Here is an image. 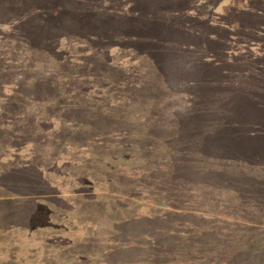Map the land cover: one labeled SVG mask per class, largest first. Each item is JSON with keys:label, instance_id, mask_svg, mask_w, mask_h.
<instances>
[{"label": "rangeland", "instance_id": "1", "mask_svg": "<svg viewBox=\"0 0 264 264\" xmlns=\"http://www.w3.org/2000/svg\"><path fill=\"white\" fill-rule=\"evenodd\" d=\"M126 2L138 0H0V264H230L237 250L236 264H264V195L249 196L245 176L264 174V155L251 159L264 150V90L244 112L229 105L237 87L161 91L126 44ZM208 10L223 22L211 32L264 59V22ZM93 11L120 12L125 27L88 36Z\"/></svg>", "mask_w": 264, "mask_h": 264}, {"label": "trees", "instance_id": "2", "mask_svg": "<svg viewBox=\"0 0 264 264\" xmlns=\"http://www.w3.org/2000/svg\"><path fill=\"white\" fill-rule=\"evenodd\" d=\"M246 1L247 4H244ZM230 2L229 0H207L204 2L201 0H138L136 6L135 3L126 2V44L128 46L129 43L132 50L136 48L134 53L141 51L139 55L142 56L145 61L147 60L149 64L150 70L148 71L152 70V72L157 74L158 78L160 77L159 81H162V86L159 85L158 88L161 91L169 93L170 90L175 91L177 88L187 87L185 84L188 82L191 85V89L198 94H210V96L211 94L220 95L224 94L230 87H237L239 90L242 86H245V84L243 85L239 82V79L242 78L243 80H247L246 86L250 89L249 94L244 96L242 92L237 90L236 94L229 97L230 107L240 108L241 112H244L246 107L249 108L251 106L247 103L248 101L257 100L255 91L264 90V67L260 69L258 64L264 62L262 61L264 60L263 57L253 51V49L245 52H242L244 48L234 51L233 47L230 46L232 44L231 41H233V34L225 32L222 33V36H219L211 32L215 30L214 27H220L218 25L223 24L220 18L218 16L216 17V14H214L208 15V17L203 19L201 15L206 7L209 9L208 11L212 13H217L219 9H224L225 7L227 11L226 18L228 17L229 23L232 24L235 20H232L233 16H241L242 18L247 17L246 19L250 21V26H243L241 22L239 26H242V28L250 27L252 30L256 28L257 30L258 24L264 22V20L261 19L258 23H251V21L260 16L257 12H264V0H239L236 5H232ZM61 7L56 8V10L62 9ZM56 10H54L55 15ZM81 12L82 10L80 7V9L77 8L73 14L76 18H79L82 16ZM93 12L90 14L93 22L90 21L92 24H88V27L85 29L88 32V36L96 35V37L99 38L107 35V33L112 30V23L114 22L120 23V27H125L121 24L123 22L122 18H125V16L120 12H115L118 15L108 11L104 12V14ZM60 14L61 13L57 15V20H59ZM68 18L72 21L75 19L72 16H68ZM106 19L110 23L108 26H103ZM202 22L209 26V28L205 27L206 32H200L202 29H199L201 28L199 25ZM251 24L254 26H251ZM81 25L83 29L84 24H80V26ZM223 29H230L228 23ZM226 34H229V38L223 41L222 38ZM255 36L257 35L255 34ZM230 38L232 39L229 40ZM128 40L134 41L131 42ZM251 69L253 70L252 73L249 71ZM150 84L153 85V87H148L149 90H159L154 82ZM170 85H172L173 88L169 87ZM218 108L222 110L229 109L226 102H220ZM221 117L223 116L221 115ZM179 120L183 121L181 118ZM239 122L243 124L241 121ZM232 123H234V130L237 131V122ZM238 137L239 138L234 137L233 140V142L237 143L236 145H245L249 148L248 151L258 148L257 145L254 148L253 143L246 144L242 142V137L240 135H238ZM238 147L239 146H237L236 149H232L234 151L229 157V159H236L237 162L240 161L238 159L239 150L247 151V149H238ZM191 150L197 155H202L200 153L202 152L201 149L191 148ZM210 152L212 155L216 153V155L219 156V160L221 158L224 159L221 149L218 150V152L217 150ZM251 152H253L251 159H258L262 154L264 155V150L257 154H254V150ZM249 159H247V164L249 163L248 161H250ZM260 159L264 160V156L260 157L259 160ZM248 166L249 164L247 167ZM170 168L173 169L174 165ZM2 173L6 174L8 171L5 169L3 170L0 166V174ZM245 176L249 178H246L249 181L248 183L255 184V186H252L248 190V195H264V190L257 193L258 190L264 188V174L254 173V175ZM258 200L259 199H257V201ZM18 216L16 215V218ZM18 218L21 219L19 222H22V224L19 225L27 227L29 223V221H27L29 220L28 216L22 215ZM145 221L146 220H144L145 227L147 228L148 224ZM133 224L135 225L136 223ZM141 228L143 230L146 229L143 227ZM153 230L152 228L150 231ZM236 252H238V250L234 253L228 252L227 258H233L230 264H236V260L239 261Z\"/></svg>", "mask_w": 264, "mask_h": 264}, {"label": "crops", "instance_id": "3", "mask_svg": "<svg viewBox=\"0 0 264 264\" xmlns=\"http://www.w3.org/2000/svg\"><path fill=\"white\" fill-rule=\"evenodd\" d=\"M52 223V222H51ZM47 226V225H46ZM45 228V227H44ZM54 240H47V242L51 243L53 242ZM45 247V246H44ZM92 263V262H91Z\"/></svg>", "mask_w": 264, "mask_h": 264}]
</instances>
